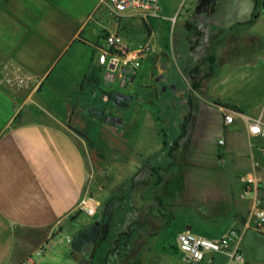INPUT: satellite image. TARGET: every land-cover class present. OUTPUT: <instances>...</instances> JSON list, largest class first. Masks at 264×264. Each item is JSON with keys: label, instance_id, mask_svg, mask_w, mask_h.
Instances as JSON below:
<instances>
[{"label": "crops", "instance_id": "crops-1", "mask_svg": "<svg viewBox=\"0 0 264 264\" xmlns=\"http://www.w3.org/2000/svg\"><path fill=\"white\" fill-rule=\"evenodd\" d=\"M70 1L0 0V264H85L80 246L61 248L54 234L67 228L75 236L104 216L111 242L93 264L121 231L126 251L108 264H190L176 244L180 231L215 237L231 228L243 259L217 253L215 262L264 264V233L244 223L264 191L244 196L240 180L247 173L264 182V137L248 127L251 117L264 121V0H217L205 14L198 28L200 50L211 54L208 70L182 74V89L181 77L168 80L179 88L180 108L173 101L163 108L153 85L136 96L150 79L139 69L119 81L134 91L122 93L135 122L108 117L107 124L99 117L119 90L97 57L107 31L117 28L95 16L106 10L96 0L79 16ZM8 67L40 77L42 86L19 92L5 85ZM103 125L111 131L104 147L86 132ZM88 196L101 200L94 215L79 208ZM169 225L178 228L174 241L160 246Z\"/></svg>", "mask_w": 264, "mask_h": 264}, {"label": "rangeland", "instance_id": "rangeland-1", "mask_svg": "<svg viewBox=\"0 0 264 264\" xmlns=\"http://www.w3.org/2000/svg\"><path fill=\"white\" fill-rule=\"evenodd\" d=\"M72 1H75L74 3H72L71 1L70 2L72 3V7L74 8L76 16L86 13L89 4H91V2L93 4V0ZM196 1L197 0H159V11L157 15L149 16L147 19H145V21H142L138 18L117 20L115 17L109 14L107 10L103 11V9L101 10V12L99 11L95 13V16L100 17L101 21H105L106 25L109 26L110 29L117 28L118 33L122 37V40H124L127 45L133 46L140 42H149L150 44H152V54L149 56V61L145 60L142 62V65L140 67V74H149L150 79L148 84L153 85L154 92L160 91L163 94V96L160 97V99L162 100L159 101V103L162 104L161 106L163 108L164 104H167L166 106L169 107L170 101L177 102V107H181L179 103L180 96L176 94L177 92H174L172 88H170V84L173 83L169 82L172 79L181 77L182 81L179 78L181 84L178 87L182 89L186 85V82L183 81V75L191 74L193 75V77L199 76L201 75V73L206 72L210 66V51L196 50V52H194L193 50H190L184 40L186 30L183 24L193 16ZM188 57L193 58L189 63H187L186 60ZM162 61L168 64V71H166L163 75L164 77H166V81H164V83L159 80H155V78L158 76L157 74L161 73L160 62ZM6 69L7 68H4L2 70V74ZM155 75L157 76L153 79V76ZM37 78L40 79V77ZM167 80H169V82ZM42 84L43 81L41 79L38 84H34L29 88L18 91H37L42 86ZM191 84L192 86L193 84H197L196 79H191ZM114 85L119 91L123 90L125 92L132 93L134 96L135 94L137 96V94H139L140 92L142 93V91L146 88L145 85L140 83L136 88V93L134 94L133 90L121 87L119 85L118 79L114 81ZM164 86H166L165 89L163 88ZM179 88H177V90ZM138 96L141 97L142 95L139 94ZM136 98L137 97H135L133 101V105L135 107L137 106ZM153 102L155 103V106L158 104L156 106L157 108H154V110L157 109L156 111H158L159 103H156L155 101ZM123 107V105H118L117 107L114 106L108 108L107 104L104 106V109L109 113L108 115L109 118L112 119V122L113 118H118L122 121H126V119H128L132 122H135L137 115L134 112H130V109L123 110ZM85 111L87 112V110ZM133 113L134 115H132ZM99 118L102 122L106 124L108 123V119L104 117V115ZM104 118H106V120H104ZM137 123H139V121H137ZM166 127L169 126L166 124ZM86 132H89L92 136H95L94 141L91 142H102V147H104V143L107 145V143L110 142L109 136L111 134V131L106 125H103L102 128L97 127L96 130L86 129ZM100 198L102 199L104 198V196ZM87 217L94 218L95 216ZM173 225H169L164 228L163 232L161 233V237L156 240V242H158V245L165 246L167 245V242L174 241L176 230L178 228H175V226ZM154 236L156 237V235ZM67 238H69V240H67ZM73 238V230L63 228L58 233L54 234L53 239H56L57 244H60V247L62 248L64 246L71 245ZM48 244H50V242ZM33 257L36 259L37 255H33Z\"/></svg>", "mask_w": 264, "mask_h": 264}, {"label": "built area", "instance_id": "built-area-1", "mask_svg": "<svg viewBox=\"0 0 264 264\" xmlns=\"http://www.w3.org/2000/svg\"><path fill=\"white\" fill-rule=\"evenodd\" d=\"M96 5L105 8L117 20L138 18L145 21L149 16H156L159 11V0H96ZM151 48L147 42L129 46L122 40L118 31L108 30L100 46L97 61L106 68L109 76L124 84L140 69L145 55ZM1 78L5 85L17 91L38 84L41 80L20 67H8ZM224 120L231 122L233 112L226 113ZM248 127L251 134L264 137V121L260 116L249 118ZM240 180L241 193L244 196L259 189L264 191V182L257 180L252 174H243ZM100 205V200L88 196L82 200L79 208L88 215H94ZM244 223L246 228L264 233V195L255 198L254 206L247 213ZM239 236L235 228L215 237L185 229L177 234L176 244L181 258L190 264H198L205 258H208L207 264H217L213 259V255L217 253L227 255L232 261L241 262L243 257L238 245ZM42 251L43 247L38 250Z\"/></svg>", "mask_w": 264, "mask_h": 264}, {"label": "flooded vegetation", "instance_id": "flooded-vegetation-1", "mask_svg": "<svg viewBox=\"0 0 264 264\" xmlns=\"http://www.w3.org/2000/svg\"><path fill=\"white\" fill-rule=\"evenodd\" d=\"M216 3V2H215ZM212 0L209 2H206V0H197L194 6V14L193 16L187 20L183 26L186 30V33L184 35V40L187 43L190 50H193L196 52V50L203 49L205 46V38L204 33L198 28V23L200 21H203L205 19V14L209 11L213 10L214 4ZM192 57H188L187 63L192 61ZM160 69H161V75H164L166 71H168V64L166 62H160ZM189 71V70H188ZM157 74V75H159ZM153 76V79L157 76ZM155 81V80H154ZM162 83H164L163 80H159ZM166 81V80H165ZM168 81V80H167ZM152 85L145 86L150 87ZM179 90H176L174 92H178ZM116 93H122V91H117L113 95L108 97V100L111 105L118 106L123 105L127 106L128 101L130 100L129 96H125L124 101H120L119 99L115 98ZM177 94V93H176ZM100 111V110H99ZM106 118L109 117V115L105 116ZM96 224H89L88 226L84 227L78 234L77 240L75 241L76 247L81 246L83 239H90V241L93 244V247L91 249V252L88 257L84 256L85 258V264H93L94 259L98 257L99 250L104 245L105 242L110 241V238H108V233L110 230V219L107 216H104L102 219L96 221ZM74 236V237H75ZM127 240L128 235L127 232L121 231L119 232L112 240V248L108 249L105 254H102V257H100V261L98 264H108L109 261L114 260L116 261L119 256L126 251L127 248ZM80 249V248H79ZM81 252V251H80Z\"/></svg>", "mask_w": 264, "mask_h": 264}, {"label": "water", "instance_id": "water-1", "mask_svg": "<svg viewBox=\"0 0 264 264\" xmlns=\"http://www.w3.org/2000/svg\"><path fill=\"white\" fill-rule=\"evenodd\" d=\"M203 0H201V2H202ZM210 0H206V2H209ZM217 0H212V2L213 3H215ZM263 4H264V1H263ZM155 80H163V81H165L166 80V77H164L163 75H158L156 78H155ZM164 89L166 88V86H164L163 87ZM170 88H172V90L173 91H176V87H175V85L174 84H170ZM125 96L126 95H124L123 93H116L115 94V98H117V99H119L120 101H124L125 99ZM97 222H94L93 224H96ZM77 238H78V235L77 236H75L74 238H73V240H72V246H74L75 245V241L77 240ZM92 247H93V244H92V242L90 241V239H83L82 240V243H81V246H80V251H81V253L84 255V256H86V257H88L89 256V254H90V252H91V249H92Z\"/></svg>", "mask_w": 264, "mask_h": 264}, {"label": "trees", "instance_id": "trees-1", "mask_svg": "<svg viewBox=\"0 0 264 264\" xmlns=\"http://www.w3.org/2000/svg\"><path fill=\"white\" fill-rule=\"evenodd\" d=\"M256 11L254 10L253 14L252 15H255ZM193 87L196 88L197 87V84H193Z\"/></svg>", "mask_w": 264, "mask_h": 264}]
</instances>
